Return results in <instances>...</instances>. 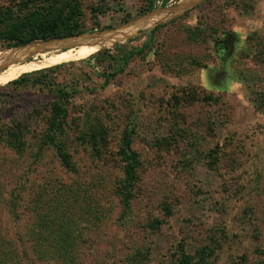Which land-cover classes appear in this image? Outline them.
<instances>
[{"label": "rangeland", "instance_id": "rangeland-1", "mask_svg": "<svg viewBox=\"0 0 264 264\" xmlns=\"http://www.w3.org/2000/svg\"><path fill=\"white\" fill-rule=\"evenodd\" d=\"M100 1L98 28L75 39L106 38L144 5L82 0L89 29ZM168 1L159 19L189 0ZM154 29L127 64L95 54L120 59L146 29L0 50L19 53L0 58V264H177L183 252L192 264H264V0H203ZM24 72L26 84L7 83ZM52 81L73 91L55 143ZM192 89L213 98L174 100ZM128 136L139 164L125 198Z\"/></svg>", "mask_w": 264, "mask_h": 264}, {"label": "trees", "instance_id": "trees-1", "mask_svg": "<svg viewBox=\"0 0 264 264\" xmlns=\"http://www.w3.org/2000/svg\"><path fill=\"white\" fill-rule=\"evenodd\" d=\"M106 1V0H102ZM121 1V0H115ZM155 0H144V5L142 7V14L137 18L133 19L136 21L139 20H152L156 19L160 15V8L168 7V0H163L160 5H155ZM198 0H193V2L189 5H193L197 3ZM101 1L96 5H91V13L94 17L95 25L91 29L86 27L85 23V13L83 10L82 0H21L16 3H12L6 6H0V50L7 49L8 51H16L28 48L34 45L38 41H67L76 35L84 34L86 32H94L95 29L98 28L99 22L98 17L99 14L102 13V7L100 5ZM188 6V7H189ZM160 7V8H157ZM128 19H125L124 23L128 22ZM132 21V20H131ZM141 23V22H139ZM102 31V30H100ZM156 29H152L149 31V40L146 41L141 47L133 48L127 52H125L120 59L115 56L109 54V49H105L102 52H98L95 54L97 56L98 61H101L103 58L100 56L102 53L108 54L110 59L114 61H119L122 64H127L134 56L141 55L144 52V49L149 45L150 40L154 38ZM145 32V30L143 31ZM70 37V38H66ZM64 38V39H59ZM56 39V40H52ZM226 39H220V42L225 41ZM20 46V47H19ZM120 44H116V47H119ZM220 49V48H219ZM218 49V50H219ZM224 52H220V55L226 54ZM91 54H94V51H90ZM107 56V55H106ZM105 58V57H104ZM107 58V57H106ZM120 63V64H121ZM59 66V65H58ZM56 67V66H54ZM4 67H0V72ZM53 68V67H50ZM41 68L44 70L49 69ZM37 69V70H41ZM36 71V70H35ZM119 71H122L119 68L117 71L112 73L105 74V81H108L111 77L115 76ZM24 72L19 75L12 76L7 83H11L13 85H24L29 82V78L24 75ZM23 75V76H22ZM39 81L45 82L43 78H38ZM49 86L51 92H53L58 99L53 102L51 118L48 122L49 129L46 135V141L55 143L56 135L62 129L63 125L67 119V109L64 106V101L69 100L73 94V91L66 90L64 87L57 86L54 81L52 83H45ZM213 97L210 95H201L195 90H187L182 94H175L174 100L180 104L185 102H193L196 100H210ZM259 106H264V96L262 99H259ZM60 149V148H59ZM64 163L67 165L70 163L68 153L63 151H58ZM213 152L209 153V156H213ZM120 154L124 161V172H125V183L122 188V192L125 194H129L131 187L136 179V170L139 164L138 161V153L132 148L131 138L128 136L123 141V145L120 148ZM1 184V183H0ZM1 185H0V193H1ZM19 196L17 199V203L19 200ZM10 202H15L14 199ZM16 203V202H15ZM127 203V202H126ZM18 205V204H17ZM202 259L204 260L209 256H212L211 250H207L204 248L202 251ZM193 257L192 255L182 253L181 258L179 259L177 264H192ZM208 264H211L208 262Z\"/></svg>", "mask_w": 264, "mask_h": 264}, {"label": "bare ground", "instance_id": "bare-ground-1", "mask_svg": "<svg viewBox=\"0 0 264 264\" xmlns=\"http://www.w3.org/2000/svg\"><path fill=\"white\" fill-rule=\"evenodd\" d=\"M190 3V0L188 2H186V4L183 3H178L168 14L164 15V17H162L161 19H159V16L156 19H152V20H139V21H132L129 23H126L124 25H121L119 27H117V29H110L108 30L109 36L104 38V37H83L80 39H75L77 37H73L65 42H55V41H51L52 43H57V44H63L65 46H92V45H98V44H102L105 42V40H107L110 37H113L114 35L120 34V33H127V32H136V31H140L143 29H151L156 27L157 25L161 24V23H165L168 20L174 18L175 16H177L178 14H180L182 11H184L186 8H188ZM169 17V18H168ZM168 18V19H166ZM154 23L151 24H140V25H134V23H138V22H148V21H154ZM165 20V21H164ZM133 24V25H131ZM135 28V29H132ZM45 43H49L45 42ZM19 55L18 52H15L13 54H8V53H1L0 54V58L2 59H9V58H14L17 57Z\"/></svg>", "mask_w": 264, "mask_h": 264}, {"label": "water", "instance_id": "water-1", "mask_svg": "<svg viewBox=\"0 0 264 264\" xmlns=\"http://www.w3.org/2000/svg\"><path fill=\"white\" fill-rule=\"evenodd\" d=\"M180 1V0H179ZM203 0H201V1H199V2H197V3H195V4H193V5H191V6H189L188 8H186L184 11H182L180 14H182V13H184L185 11H187V10H189V9H192V8H194L196 5H198V4H200L201 2H202ZM165 8H167V7H165ZM180 14H178V15H180ZM177 15V16H178ZM176 17V16H175ZM126 24V23H125ZM124 25V24H123ZM155 28V27H154ZM154 28H151V29H146L147 31H150V30H152V29H154ZM111 29H117V28H111ZM108 30H110V29H108ZM144 30V29H143ZM103 31H106V30H102V31H99V33L100 32H103ZM85 34H93V33H90V32H86V33H84V34H80V35H76V36H82V35H85ZM94 34H98V33H94ZM71 37H75V36H71ZM66 38H70V37H66ZM59 39H64V38H59ZM52 40H56V39H52ZM47 41H51V40H47ZM47 41H38V42H47ZM20 47V46H19Z\"/></svg>", "mask_w": 264, "mask_h": 264}, {"label": "flooded vegetation", "instance_id": "flooded-vegetation-1", "mask_svg": "<svg viewBox=\"0 0 264 264\" xmlns=\"http://www.w3.org/2000/svg\"><path fill=\"white\" fill-rule=\"evenodd\" d=\"M224 42H225V41H224ZM219 48H220V49H219ZM219 48H218V49H219L220 52H224V51L227 50L226 45H225L224 47L221 45Z\"/></svg>", "mask_w": 264, "mask_h": 264}]
</instances>
